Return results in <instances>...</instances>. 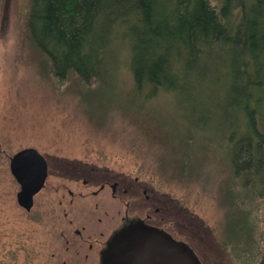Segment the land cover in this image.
Returning a JSON list of instances; mask_svg holds the SVG:
<instances>
[{"label": "rangeland", "instance_id": "374dc122", "mask_svg": "<svg viewBox=\"0 0 264 264\" xmlns=\"http://www.w3.org/2000/svg\"><path fill=\"white\" fill-rule=\"evenodd\" d=\"M29 4L0 0V225L5 227L0 232L17 234L24 228V214L15 203L19 188L8 163L19 150L32 148L44 159L47 178L33 198L31 218L46 219L48 235L52 220L67 209L65 189L81 186L67 177L92 169L82 193L121 173L126 185L145 190L141 198L136 194L133 209L140 208L141 217L147 212L158 219L181 240L191 264L258 261L264 246V208L245 201L249 195L231 176L225 143L206 135V126L186 124L190 108L176 107L169 95L140 97L129 106L132 82L122 68L111 77L115 80L108 95L99 87L80 85L71 74L53 80L47 61L27 35ZM252 181L264 192L263 179ZM145 195L152 201L145 202ZM153 201L159 208L156 214L151 212ZM104 203L113 215L116 204L109 198ZM38 226L32 225L40 232ZM31 260L42 264V258Z\"/></svg>", "mask_w": 264, "mask_h": 264}, {"label": "trees", "instance_id": "16d2710c", "mask_svg": "<svg viewBox=\"0 0 264 264\" xmlns=\"http://www.w3.org/2000/svg\"><path fill=\"white\" fill-rule=\"evenodd\" d=\"M29 5L27 35L53 80L71 74L80 85L108 95L111 77L122 68L132 82L129 106L163 94L180 109L187 105L185 123L206 126V135L225 143L231 176L249 195L245 201L264 208V192L252 181L264 180V0H30ZM254 264H264V246Z\"/></svg>", "mask_w": 264, "mask_h": 264}, {"label": "flooded vegetation", "instance_id": "af4514ba", "mask_svg": "<svg viewBox=\"0 0 264 264\" xmlns=\"http://www.w3.org/2000/svg\"><path fill=\"white\" fill-rule=\"evenodd\" d=\"M92 172L90 169L82 172L83 176L75 173L67 177V182H80L81 186H61L68 198L64 205L67 209L60 212V218L52 220L53 232L49 235L46 219L31 218L33 202L28 210L16 204L24 214L25 225L17 234L0 232V264H31L32 258H42V264H191L189 249L181 240L165 231L158 219L147 212L141 217L140 208L133 209L136 194L141 198L145 190L126 185L120 173L117 179L102 181L95 191L82 193ZM94 198L98 202H91ZM108 198L116 204L113 215L104 203ZM152 199L144 197L147 203ZM152 203L156 206L151 212L156 214L157 202ZM32 225H39L40 232Z\"/></svg>", "mask_w": 264, "mask_h": 264}, {"label": "water", "instance_id": "95a60500", "mask_svg": "<svg viewBox=\"0 0 264 264\" xmlns=\"http://www.w3.org/2000/svg\"><path fill=\"white\" fill-rule=\"evenodd\" d=\"M8 171L19 188L15 194L16 204L28 210L46 180L47 166L44 159L36 150L25 148L11 156Z\"/></svg>", "mask_w": 264, "mask_h": 264}]
</instances>
